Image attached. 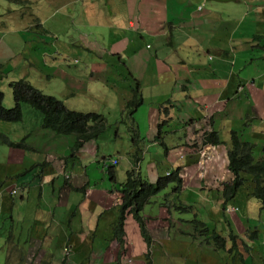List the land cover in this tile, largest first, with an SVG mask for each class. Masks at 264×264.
<instances>
[{"label":"crops","instance_id":"crops-1","mask_svg":"<svg viewBox=\"0 0 264 264\" xmlns=\"http://www.w3.org/2000/svg\"><path fill=\"white\" fill-rule=\"evenodd\" d=\"M52 3L56 6L42 9L44 13L39 19L58 39L32 33L39 38L26 42L33 52L28 58L15 61L12 56H1L0 65L4 68L0 80L4 71L18 70L17 80L23 79L57 97L67 109L88 113L104 110L109 122L124 115V107L133 99V90L139 87L144 98L140 107L143 112L134 116V120L144 140L135 157L130 145L124 157L128 161L127 174L139 172V177H150L151 183L156 184L161 179L157 169L164 170L166 175L178 168L181 185L188 186L198 169L202 174L192 186H219L220 177L228 183L230 134L239 132V125L246 119L251 120L245 118V108L250 109L256 98L264 102V92L256 98L253 94L257 86L264 89V0H53ZM59 4L68 7V18L73 20L72 26L78 29L81 39H92L95 29L103 33V42L91 48L77 45L68 29L61 25L64 21L54 15ZM43 37L48 41L44 42ZM22 39L26 40L23 36ZM2 40L6 43V36H1ZM11 45H16L15 40H11ZM123 81L127 91L120 93L117 86ZM13 106V100H6L5 107ZM33 109L23 105L24 123L30 121L23 133L15 130L21 122H0V237L12 236L16 253L21 252L24 258L37 255L35 264H62L64 245L74 248L70 264H114L115 255L120 252L117 241L108 242V246L96 243L100 249L111 250L108 256L103 252L98 261H93L90 252L97 240L112 239L113 221L117 217L116 212L110 216L114 204L107 188L96 191L92 176L100 175L95 171L98 168L113 181L108 188H116L120 179L116 169L122 156L114 157L119 159L115 168L105 162L110 157H102L104 153L96 161L95 152L103 143L100 138L74 152L73 136H57L43 129L42 114ZM162 122L160 140L170 143L165 144V153L145 140L159 132ZM123 132L131 135L125 129ZM205 132H212L208 141L203 139ZM103 136L108 142L115 141L118 132L108 129ZM15 138L23 139L25 144L30 139L33 144L25 147ZM203 142H210V146ZM259 146L258 140L256 147ZM190 151H200L210 158L198 163L189 155ZM149 157L151 161L144 165V158ZM134 159L141 161L136 165ZM43 164H47L44 169ZM110 170L114 171V179ZM16 186L21 191L12 198L10 192ZM72 186H87V196L80 200ZM134 186L126 190L130 193ZM217 190L221 194L222 187ZM94 193L102 194L103 198L93 197ZM89 198L93 208L87 220H83L80 207L86 206ZM97 207V213L105 210L109 213L107 222H97L94 228L90 217L94 220ZM126 231L125 256L143 253L137 222L130 220ZM124 264L143 263L127 257Z\"/></svg>","mask_w":264,"mask_h":264},{"label":"rangeland","instance_id":"rangeland-1","mask_svg":"<svg viewBox=\"0 0 264 264\" xmlns=\"http://www.w3.org/2000/svg\"><path fill=\"white\" fill-rule=\"evenodd\" d=\"M18 2L19 0H0V30H2V32H0V37L2 36L4 38L6 36V43L3 42V40L0 42V59L1 56H12L15 58L14 60L17 61L23 57L28 58L30 55H32L33 52L30 51V44H26V42L29 39L39 38L32 33L36 34L38 32L53 40L58 39L59 37L57 35L50 34V32L47 31L48 27H44L39 19V16L44 13V10L42 9L56 6L55 3H52L53 0H36L34 2H31L30 0H23V2ZM58 6L59 8L55 11L54 15H59L58 17L64 21V23L61 25L68 29L70 38L73 39L77 45L91 48L92 45L103 42V39L105 38H103V33L95 29H93L92 31V39H81L78 34V29L75 30L72 26L73 20H69L68 18V7L64 5L62 6L61 4H59ZM23 27L28 28L27 30H22V32H25L21 35H18L19 31ZM22 36L26 40L22 39ZM46 37L42 38L44 42L48 41ZM12 39L16 42L15 46L11 45ZM2 68L3 67L0 68V71L2 70ZM18 73L19 71L15 69H13L11 72H3V78L0 80V91L4 93L5 102L6 100H13V93L10 85H13L11 84L12 82L18 81L15 78ZM117 88L120 93H125L127 91V85L124 81L119 82ZM262 92H264V89L257 86L253 91L254 97L256 98L259 93ZM70 95H73L72 97H74V93ZM255 102H252L253 106L250 109L245 108L244 116L246 117L253 115L251 118V126H247L246 128L248 130L251 129V131L255 132L260 138V144H262L264 141V126L262 125V123H264V121H262L264 113V102L262 103V99L259 98H256ZM128 103L129 102H127L126 106L124 107V115H121L117 120H115L114 122H109L106 118L108 124L110 123L108 129H113L114 132H118V137L115 138V141L112 140L111 142H108L104 136L102 138L100 136L99 141H103V143H101L99 149H97L95 152L96 161L101 159L100 153H104L105 155H102V157L106 158L122 156V163L116 169L117 175L120 173V179H118L119 184L116 185L118 186V188H108L111 187L110 185L113 183V181L110 179L108 173L106 175L102 172L100 173V170L98 168H96L95 171L100 175L97 174L96 176H92L95 178L94 181L97 185L96 191L102 189L104 190L107 188V192L110 193L109 196L111 197V200L114 204V208L110 210V216L114 212L117 213V217L113 221L114 224L112 228L116 236H118V233L120 232L119 225L121 223H123V228L127 236L126 229L127 227H130V220H135V213L133 211L129 209L128 212L123 215L121 210L122 192L119 186L121 183L125 184L127 182L128 178L126 174L129 170L128 161L124 157L129 153V148L134 139V136H136L138 139L140 137L142 142L144 140L141 137L139 126L134 120V116L139 115L143 112L141 111L142 108L138 107L133 114L131 123L135 125V128L130 131V121L127 118L129 114L131 115L134 108L130 107V111L128 113ZM6 108L10 109L12 107ZM160 111L164 115L162 106L160 107ZM90 113L103 115L104 110ZM27 123L30 124V121L24 123L23 119V122H21L18 127H15V130H17L19 133H23L27 127ZM163 125L164 122L159 125V132H157L153 136H149V138L145 137V140H147L149 144L156 145L162 153H165L167 152V148L165 147L167 145L165 144L170 143L166 139L162 141L160 140L161 137L159 136V133L162 130ZM242 127V125H239L238 129L240 130ZM123 129H125V131L127 132H130L131 135H124ZM128 136H130V144L127 140ZM12 137L14 138L13 135ZM245 139L248 138L245 136ZM15 140H18L19 144L25 147H30L33 144L30 139L27 140V144L24 143L23 139L15 138ZM253 152L255 155V160L261 161V159L263 158V155L261 154V146L254 147ZM189 155L193 159L196 158L197 160L202 158V153H195L193 151H190ZM151 159L152 157H149L148 160L144 158V165L147 162H150ZM177 170L178 168L172 170L171 174L173 173L175 175L171 179H167L165 178V176H163L164 170L157 169V172L161 175V179H158L156 184H153V186L150 187V190L152 192H145L148 198L145 199L146 203L143 204L144 209L139 214V216L142 218L143 224L147 225V219L144 217L145 214H154L158 215L159 217L168 219H164V221L160 223V226L154 231L155 235L162 242V245L165 246V248L155 250L154 254H151L148 260L142 257L143 263L264 264V209H262V206H260V204L256 200H252V187L248 186V184L251 183V179L247 182V186H245V188L239 192L240 198L244 201H247V198L249 199V197H251L250 206H236L240 210L237 212V210L233 208V202H231L228 206H224V201L219 200V192L217 189H219L222 184H225L224 178H217V183L219 186H192V184L195 183L196 179L200 176L198 169H195L194 174L190 177V186H185L181 185L180 180L182 179V177L179 176V172ZM144 174L146 173L144 172ZM138 180H146L149 184H152L151 178L147 176L145 177V175H141ZM139 181L138 183H140ZM179 186H181L180 189H178ZM72 187L76 189L74 191V194L80 200L87 196L89 190L87 186ZM252 190L254 191V187L252 188ZM92 196L97 197L99 200L103 198V195L100 193H94ZM89 200L90 198L87 200L86 206L81 204L80 207L81 210L79 213L83 214V220H87V215L90 214V211L93 208V204L92 202H89ZM118 200L120 201V204L117 203ZM98 210L99 207L96 208L94 213H97ZM108 213L109 212L107 210L98 212L94 220H91L90 217L91 225L96 228L95 225L97 222L103 221L104 223H106L108 220ZM246 217L255 219L257 221V228L251 227V233L255 232V230L257 229L259 231L257 235L259 233L261 234L259 240L257 239V243H255L256 240L253 241L249 239L247 235L245 227L247 225ZM169 220L171 223L170 226H168ZM204 225H207V227H204ZM214 232H217V235L226 240L225 250L217 245L213 237H210ZM230 235L235 237L237 246H232ZM116 236L114 237L111 234V238L113 240L110 238H107L106 240L105 238L104 240H97L95 243H93L92 248L90 249V252L93 255V261H98L101 258L103 252L106 253L107 256L110 255L111 252V250L100 249L97 244L101 243L105 246H108V242L110 241L114 242L115 240L118 242V237ZM144 244L147 248L148 244L146 245L145 242ZM13 246V240L9 242L8 237H0V264H7L8 261L9 264H22L24 259H18V254L14 249L12 251L10 259L8 260L9 251ZM144 252L145 250H143V253ZM115 256L119 257V252ZM146 261H149L150 263H146ZM123 262L125 263V257L123 258ZM137 262L140 263L141 261L137 260ZM95 263L96 262H91L90 264Z\"/></svg>","mask_w":264,"mask_h":264},{"label":"trees","instance_id":"trees-1","mask_svg":"<svg viewBox=\"0 0 264 264\" xmlns=\"http://www.w3.org/2000/svg\"><path fill=\"white\" fill-rule=\"evenodd\" d=\"M20 2H23V0H19L18 3ZM11 84H13L10 85V87L12 88L14 106L10 109L4 107L5 98L4 94L0 91V122H22L23 105L28 104L34 109L41 112L43 117L42 127L44 129L50 130L58 136L74 135V145L77 149L81 148L86 143L98 139L109 128L108 121L103 115L84 114L81 112L71 111L67 109L64 104L57 98L45 95L42 91L38 90L23 79ZM142 96L143 95L141 89L137 87V89L133 91V99L127 105L128 113L130 111V107L134 108L131 115L129 114L128 116L129 119L132 118L136 109L143 105ZM129 125L130 131H132L135 128V125L131 122ZM236 134L237 133L232 134V150L230 152L231 163L229 166V169L233 174V181L225 186V193L228 192L229 196L232 197L236 196L239 190L244 187V182H248L251 179V187H254V191L251 188V196L253 191V197L260 204V206H262V209H264V146L262 148L263 158L261 159V161H256L253 152L254 144L252 145L249 142L240 140V138ZM141 142L142 141L140 137L138 139L136 136H134V139L131 143V147L134 150V157L136 155V151L140 150ZM133 161L135 162V160ZM45 167L47 166L43 164L42 169H44ZM109 173L111 174V176H113L114 179V171L110 170ZM132 175L133 172H128L127 182L125 184H120L119 187L121 189L123 188L121 192L122 195L125 194L124 199L127 204L132 205L133 203H136L138 206H140L141 204H144L145 199L148 198L145 192H152L150 190V187L153 185L149 184L147 181L143 183V180H138L140 183H138V181H135L133 177L139 178V172H134V176ZM241 177L244 178V180ZM136 183L141 186H136ZM131 186H134V190L132 194H129L126 188H129ZM116 188H118V186ZM180 188L181 186H179L178 189ZM143 191L144 193H141ZM256 222L257 221L255 219H251L250 224V219H248V223L246 225L247 235L249 239L253 241L256 240L255 243H257V239L259 240V234L257 235L258 231H255L256 233H251V227L257 228ZM204 227H207V225H204ZM216 233L217 232H214L210 237H213L217 245L225 250L226 240L224 238H221ZM142 234L148 246H150L151 238L147 235L144 228ZM230 239L232 242V246H237L235 237L230 235ZM8 241L11 242L12 239H9ZM120 241H123L122 235L120 236ZM13 249L16 252L17 248L15 245L9 251L8 260L10 259ZM17 256L18 259H24L22 264H35L38 257L35 254H30L27 256V258H24L21 252ZM147 256H149V253L147 254ZM7 264H9V261Z\"/></svg>","mask_w":264,"mask_h":264},{"label":"clouds","instance_id":"clouds-1","mask_svg":"<svg viewBox=\"0 0 264 264\" xmlns=\"http://www.w3.org/2000/svg\"><path fill=\"white\" fill-rule=\"evenodd\" d=\"M1 67H3L4 68V66H1L0 65V68ZM2 68V69H3ZM2 78H3V76H2ZM21 80V79H20ZM14 82H16V81H14ZM13 83V82H12ZM33 86V85H32ZM39 90V89H38ZM41 91V90H40ZM134 91V90H133ZM142 92V91H141ZM3 93V92H2ZM4 94V93H3ZM132 94H133V92H132ZM47 96H49V95H47ZM54 97V96H53ZM143 97V96H142ZM4 98H5V96H4ZM56 98V97H55ZM14 101V100H13ZM143 101H144V98H143ZM4 102H5V100H4ZM62 102V101H61ZM4 107H5V105H4ZM6 108V107H5ZM40 112V111H39ZM41 113V112H40ZM81 113H83V112H81ZM84 114H89V113H84ZM123 114H124V112H123ZM253 116V115H252ZM252 116L250 115V116H246L245 118H252ZM23 117H24V115H23ZM105 117V116H104ZM130 122H131V118L129 119V118H127ZM42 122H43V118H42ZM207 127H209V124L206 122V123H204ZM246 124H248V125H246ZM42 125H43V123H42ZM243 127L240 129V131L239 132H236V131H232L231 132V134H230V143H229V146H230V148H229V155H228V160H229V164H228V169H229V166H230V163H231V160H230V152H231V150H232V134L233 133H237L236 135L240 138V140H242V141H244V142H249V143H251L252 145L254 144V147H256V139H257V141L258 140H260V139H258V137H257V134L255 133V132H253V131H251V129H247L246 127L247 126H251V120H248V119H246V121L244 122V124H241ZM43 128V127H42ZM44 129V128H43ZM47 130V129H46ZM50 131V130H49ZM52 132V131H51ZM230 132V131H229ZM54 133V132H53ZM55 134V133H54ZM250 134H251V136H250ZM56 135V134H55ZM58 136V135H57ZM69 136H73V145H72V149H73V151L74 152H79L80 150H82L84 147H85V145H87L88 143H86V144H84L81 148H79V149H77V148H75V145H74V135H69ZM159 136L162 138V133L160 132V134H159ZM245 136L248 138V139H245ZM62 137H67V136H62ZM212 138V132H205L204 133V135H203V139H205V140H210ZM203 144L204 145H209L210 146V142H203ZM261 145V154L263 155V153H262V148H263V146H264V142L262 143V144H260ZM198 153H201L200 151L198 152ZM255 156V155H254ZM210 158V156H204L203 154H202V158L201 159H199L198 160V163H201V162H205V161H207V159H209ZM114 160H116V165H114L113 163H112V161H114ZM135 160V162L134 163H136V165H138L139 164V162L141 161L140 159H134ZM105 162H108V163H110V165L111 166H117L118 165V163H119V159H115V158H109V159H106L105 160ZM46 166H47V164H46ZM112 168V167H111ZM110 168V169H111ZM229 172L231 173V179H230V181L228 182V183H225V184H223V186H221L222 187V191H221V194L220 193H218V197H219V200H222V201H224V206H228V205H230V203L231 202H233L234 203V206H233V208H235L236 210H237V212L238 211H240L239 210V208L238 207H236V206H246V205H249L250 206V202H251V197H249V199L247 198V201H244L243 199H241L240 198V195H239V192L240 191H242V189H244L245 188V186H247L246 184H247V181H245L244 182V187L243 188H241L240 190H239V192L237 193V195L236 196H234V197H232V196H229V193L227 192V193H225V186L226 185H228L230 182H232L233 181V174H232V171L229 169ZM200 175H201V173H199ZM175 174H171V172H166V175H164L165 176V178H172L173 176H174ZM69 178V177H68ZM242 178V177H241ZM251 178V177H250ZM225 179V178H224ZM243 180H244V178H242ZM153 185V184H152ZM248 186H251V183L250 184H248ZM121 190H123V189H121ZM142 190V189H141ZM20 191H21V187H19V186H16L13 190H12V192H11V197L12 198H16L18 195H19V193H20ZM14 192H16V194H14ZM133 193V191H131L129 194H132ZM141 193H144V191L143 192H141ZM220 195V196H219ZM125 194L124 195H122V213H123V215H125L127 212H128V210L130 209L131 211H133L134 213H135V222H137V224H138V226H139V229H140V232H141V238L143 239V244H144V242L146 243V245H147V242L145 241V238H144V236H143V234H142V231H143V228H144V230L146 231V233H147V235L151 238V245L150 246H148L147 245V248H146V246H145V244H144V249L143 250H145V252L144 253H141V254H137V255H131V256H125V252H126V250H125V246H126V242H127V236H126V233H125V231H124V228H123V223H121L119 226H120V232L118 233V236H116V234H114V237L116 236V237H118V242L120 243V252H119V257H117L116 258V260H115V263L116 264H124L123 263V258L125 257V260H126V258L127 257H130L131 258V260L132 261H134L135 263H138L137 262V260H140L141 262L140 263H143V261H142V257H144L145 259H149V256L151 255V254H154V252H155V250H157V249H161V248H165V246H163L162 245V242L157 238V236L155 235V229H157L159 226H160V223L162 222V221H164V219H168V218H164V217H159L158 215H154V214H145L144 215V217L147 219V225H145V224H143V222H142V218L139 216V214H140V212L144 209L143 208V204H141L140 206H138L136 203H133L132 205H129V204H127L126 203V201H125ZM252 200H255V198L253 197V195H252ZM146 203V202H145ZM144 203V204H145ZM231 208V207H230ZM246 219H247V223H248V219H250V224H251V219L252 218H248V217H246ZM257 223V222H256ZM170 220L168 221V226H170ZM246 228H247V226H245ZM255 231H258L257 229L255 230ZM168 232H169V230H168ZM259 232V231H258ZM122 235V239H123V241L121 242L120 241V236ZM261 236V234L259 233V236L258 237H260ZM12 238V236H10V237H8V240L9 239H11ZM65 248H66V250L67 251H65ZM146 248V249H145ZM73 247L71 246V245H64V247H63V250H62V255H63V258H62V264H70L71 263V261H72V258H73ZM149 251V252H148ZM149 253V256H147V254ZM146 263H150L149 261H146ZM144 264V263H143Z\"/></svg>","mask_w":264,"mask_h":264},{"label":"built area","instance_id":"built-area-1","mask_svg":"<svg viewBox=\"0 0 264 264\" xmlns=\"http://www.w3.org/2000/svg\"><path fill=\"white\" fill-rule=\"evenodd\" d=\"M112 163H113L114 165H116L117 162H116V160H114V161H112ZM14 194H16V192H14ZM65 251H67L66 248H65Z\"/></svg>","mask_w":264,"mask_h":264},{"label":"water","instance_id":"water-1","mask_svg":"<svg viewBox=\"0 0 264 264\" xmlns=\"http://www.w3.org/2000/svg\"><path fill=\"white\" fill-rule=\"evenodd\" d=\"M209 1L221 2V1H227V0H209Z\"/></svg>","mask_w":264,"mask_h":264}]
</instances>
